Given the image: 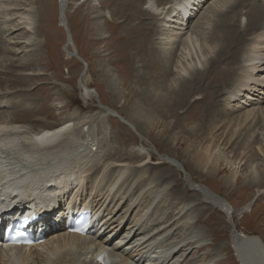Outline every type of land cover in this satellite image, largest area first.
<instances>
[{
    "label": "bare ground",
    "instance_id": "1",
    "mask_svg": "<svg viewBox=\"0 0 264 264\" xmlns=\"http://www.w3.org/2000/svg\"><path fill=\"white\" fill-rule=\"evenodd\" d=\"M61 1H65L66 4L68 0ZM204 2L208 3L207 13L204 14L202 12L194 23L193 28L189 29V19L197 15L199 5ZM121 3L123 6L121 9H126L124 15L131 19L125 24V29L128 30L125 34V43H137L134 47H130L129 52L127 51L129 53V60L127 59V61L130 62L131 67L128 70H124L126 73H133L134 71L139 73V75L135 76L136 82H139L142 91H138L139 103L136 101L129 104V107L134 110V112L132 111L133 114L124 116L114 106L112 108L103 107L105 108L102 111L103 116L101 114L100 116L101 118H105L103 120L100 119L101 125H105V120H110V118L107 119L106 117H123L122 120L125 119L133 127V122H135L136 126L144 128L147 117L153 122V120L162 119V115H166L167 113L175 116L177 118L175 119L176 123L178 124L182 120L188 119L189 113H184V110L181 112V114L184 113L183 115L177 116L175 110L182 109L184 106L200 100L204 105L198 102L193 108L195 109L198 108L196 106H200L203 111L198 110L196 112L202 117L198 118L199 122L195 126H198L199 129H207L208 134L214 132L218 127L217 121L216 123L213 121L217 119L214 116L219 115V113L221 114L219 111L221 105L232 101L235 102L232 107H229L232 111L229 109L228 111L238 114L243 110V114L241 117L234 119L232 123L230 119L226 122L231 127H240L249 118V122H252L258 115L264 118V107L259 105L262 101L260 102L259 99L252 100L254 96H248L253 95L252 93L255 91L263 92L258 86L261 89L264 87V0L262 2L256 0H122ZM25 7H27L26 3L22 4L16 0H0V48L4 43V48L8 52L12 51L11 48L7 47L12 39L10 35L13 32L15 33L16 29L23 28L24 35L18 34L17 37H23V39L29 41L27 36L30 34L28 26L31 24V16L28 9L25 10ZM128 8L131 10L129 11ZM62 11L64 16L65 8ZM95 12L96 16L99 15L97 11ZM138 14L145 16V18H142L143 20L150 19L149 22H143ZM98 18L100 19V15ZM134 18L141 21L137 20L138 22L132 24L131 22L134 21ZM243 19H245V22H243ZM211 22L212 26H210ZM100 25L101 22L97 24L98 27ZM141 27H147L148 32H142V35H139L140 37L137 34L135 36L134 33L140 32ZM131 30H134V33H131ZM96 32H99L100 36L98 38H105L104 36L103 38L101 37L103 34L102 29H96ZM147 37L148 39H146ZM141 38L148 41V49H145L146 45H139L143 41H141ZM15 42L14 44L17 46L20 43V41ZM119 43L113 45V49L119 47ZM25 46L23 48L20 47L22 51H24ZM133 49H139L138 51L143 49L145 55L137 60L138 57L135 53H131ZM17 50L13 49L15 53H17ZM230 57L233 58L231 61L229 59L223 62V60ZM140 60L142 62L141 71L136 69V65ZM1 63L2 61H0V67H3ZM219 63L221 66L217 67V70L213 72L212 70ZM30 64H32V58L24 59L20 63V66L25 68ZM133 67L134 69L131 71ZM4 68L8 69L7 67ZM158 68H160V71L157 73L156 70ZM236 70L237 73L234 72ZM39 74L41 73H37V71L27 72L26 70V72L18 73L14 77V80L3 78V81L0 83H7L8 81L9 85L12 82L18 85H25L26 82L23 81L24 76H36ZM172 76L174 80L171 79ZM85 80H87V77ZM107 80L105 84L109 87L108 89L115 90L112 85L115 86L117 81H113L112 73H110L109 77L107 76ZM204 83H207L211 87V90ZM9 85L5 88H8ZM235 86L237 87L233 89ZM89 87L86 84L85 88L88 89ZM223 88L225 89V92H223L225 94L224 99H222L223 94L218 93L219 89L221 91ZM95 91L98 93L97 90ZM10 93L6 90V94L2 96ZM136 93L137 91L133 92L134 95L132 97L137 96L138 94ZM87 94L91 97L92 93L90 90H87ZM262 94L264 96V92ZM121 98L119 97L118 103H121ZM261 98L263 100L264 97ZM97 101L98 103H102L99 97H97ZM246 101H249V103ZM3 102L0 103V162L8 165L9 168L0 171V264H101L97 261V256L104 251L108 252L109 264H181L184 262L181 258L186 249L192 245L190 244L191 242L184 243L183 240L171 241L176 235L174 234L175 232L172 233V236H168L165 235L167 234L166 230L162 229L168 225L169 230L178 221H184L187 224H189L188 222L191 223L192 213L190 211L188 214V211L193 207H189L190 204H183L180 207L179 211H187L186 214L185 212L183 213L185 216L181 221H176L171 216L173 215L172 211H168L169 208L165 210L159 209V203L157 201L154 203V200H151L149 205L151 206V203L154 204L152 207L154 210L158 209L160 217L155 216L152 220L151 217L146 216V220H142V217L146 213L145 210L150 208L148 206L142 208L138 218H135L136 220L133 219L132 223L125 225V227L124 223L127 220H124L122 225L116 224L113 222L114 206L112 209L106 206L112 186L121 181L127 167L128 169L129 167L131 168V172L129 173L132 176L130 185L126 183V185H129V189H131L133 184H139V182L147 180L146 184L149 185L150 190L153 192V189H156L159 192L156 195L157 197L161 193L164 194L165 188L161 185V182L167 181V177L172 172H178L180 169L186 171L183 163H177L174 158H170V165H164L170 171H162L159 174L155 173V175L149 174L152 159L150 152L147 153L140 147L135 146L126 150L121 149L117 146V142L124 143L123 139L120 136L117 138V134L109 136L105 127L102 128V131L100 130V138L96 139V148L94 149L89 148L92 144L91 137H93L89 129L87 130L90 137L89 140H84L83 144H80L78 140H74L72 135L79 128V124L77 125L78 122H76L80 118L78 116L79 113L69 115L66 118V122L63 121L64 123L59 125L43 124L40 125L39 130L33 131L31 127L24 129L22 122L26 119L22 118V115L18 117L12 114L8 109L9 106ZM241 104L244 105L242 106ZM252 104H255L253 108L244 109L245 105L251 107ZM3 108L4 110H2ZM13 108L17 110L18 106ZM210 108L218 112L214 114ZM20 110L26 113L29 108L23 106ZM223 112L226 114V111ZM192 116L190 115V117ZM221 127L219 126V128ZM249 127L250 124L247 127V131H252V127ZM42 131L44 133L37 136ZM33 132L38 133L34 134ZM195 134L192 133L190 135ZM122 136H125L127 139L132 138L130 133L127 135L123 134ZM144 138L146 137L144 136ZM225 138L226 135L223 137V140H225L224 144L228 145L231 138ZM207 140L211 141L212 135ZM249 141L248 147H251V144H255L253 145L255 150H252L254 148L251 147L252 151L250 149L246 151L250 154L249 159L261 157L263 178L261 175L259 176L264 181V143L262 142L264 139L252 137ZM68 143L73 147H63L64 144L67 146ZM231 144L230 142L228 147ZM55 147H60V149H54ZM236 149L237 147H235L234 151ZM205 155L207 153H204V157ZM37 156H39L38 159H36ZM46 160H55L65 166H76V169L72 171L70 169H65V171L59 170L53 176L34 180V174L44 172L42 166L36 169V165L40 162L45 163ZM208 160L209 158L205 160V164ZM155 163H159V161ZM92 166L94 168L98 166L101 174L108 176L106 181H104L102 175L101 181L96 182L97 180H92V175L98 171H89V168ZM176 167H180V169L177 170ZM253 172L256 173L255 171ZM83 176L87 178V181L91 185V192L86 195L83 194L80 184ZM257 176L253 175L251 179L255 187L262 183ZM234 177L235 173L232 176L233 180ZM190 178L191 176L188 174L187 179ZM173 181L171 182L174 187L176 185ZM8 186L9 188L3 192V189ZM25 186H27V189L25 188L26 190L23 191ZM74 189L75 192L72 194ZM96 190H99L102 194L95 196L93 192ZM196 192L199 193V196H202V201L197 202V205L202 204V207L205 208L206 206L203 205V201L205 203L206 199L209 200L212 207H216L223 212L224 206H227L229 214L231 213L232 207H230L226 200L220 197L216 198L210 191L202 187ZM100 196L102 197L100 198ZM105 198L106 200L104 201ZM78 200L81 203L80 205L78 204L79 207L75 208ZM66 201H68V204L64 203ZM129 204L131 205L132 202ZM61 206H64L65 209H60ZM202 207H199V209H203ZM247 207L248 205H246ZM89 209L92 210L89 211ZM127 210H130L129 205L122 211ZM79 214H87L83 216L84 219L88 218L91 220V224L88 226L85 235L71 232L73 220ZM118 214L120 213L118 212ZM176 214L174 216H177ZM225 214L227 213L225 212ZM99 216H101V219L96 221ZM161 216H164V219ZM17 220L20 221L19 224L22 223V227H26L32 231L34 240H39L33 245L26 247L22 245L4 246L3 244H6L4 241L6 237L4 230L8 225ZM119 220V218L116 219L117 222ZM147 222L150 225L153 222L154 227L158 225L155 227L156 232L155 230H151L146 232V234L141 233L132 238L128 237L136 232L147 229ZM121 228H125V232H122L121 236L111 243L112 237L120 233ZM159 241L164 249L160 250L159 247L158 255L157 253L155 254L157 257L150 259L149 250H146V248L152 246V244L153 247L149 249L154 250L156 244L158 248ZM258 243L257 239L246 238L243 235L236 236L234 234L232 237V244L237 251L236 253L240 257L243 255V260L240 259L242 264H264V251L259 248ZM177 251L179 252L175 254ZM180 252L182 253L180 254ZM117 257H119V260L116 259Z\"/></svg>",
    "mask_w": 264,
    "mask_h": 264
},
{
    "label": "rangeland",
    "instance_id": "2",
    "mask_svg": "<svg viewBox=\"0 0 264 264\" xmlns=\"http://www.w3.org/2000/svg\"><path fill=\"white\" fill-rule=\"evenodd\" d=\"M16 1L22 4L26 3L27 7H25V10L28 9L30 12L31 24L28 26L30 34L27 36L29 41H26L23 37H17L18 34L24 35V30L21 28L19 30L16 29L17 31L15 30V33L13 32V35H10L12 36L10 43H8V45L6 43L7 47L11 48L12 51L8 52L5 50L4 43L1 45L0 61H2L1 65L3 67H0L2 68L0 70V82L3 81V78L14 80V77L17 76L18 73H22L23 71L26 72V70L27 72L37 71V73L41 74L36 76H24L23 81L26 82L25 85H18L15 82L9 85L8 81L7 83H0V103L4 101L3 103L9 106L8 109L12 114L18 117L22 115V118L27 120H23L22 122L24 129L31 127L33 131H37L40 125L43 124L59 125L66 122V118H68L69 115L79 113L78 116H80V118L76 121L78 122L77 125L79 124V128L74 132L72 137H74V140H78L80 144H83L84 140H89L90 137L87 131L89 129V132L93 134V137H91L92 144H89V148H96V139L100 138V132L102 128L105 127L109 136L117 134V138L120 136L123 139L124 143L117 142V146L121 149L123 148V150H126L127 148L135 146L140 147L147 153L150 152L152 159L149 174L155 175V173L159 174L162 171H170L164 166L170 165V158H174L177 163H183L186 167V171L180 169V167H176L177 170L180 169L178 172H172V174L168 176L169 178L167 177V181H159L161 185L164 186L165 192L164 194L161 193L162 195L159 194L157 197L156 195L159 192H157L156 189H153L152 192L149 185L146 184L147 180L141 181L139 184L135 183V185L133 184L131 189H129L132 176H130L129 173L131 172V168L129 167L128 169L127 167L128 171L125 170L121 181L112 186L110 196L106 202V206L109 208L112 209L114 206L113 222L122 225L124 220H127L124 223V227L132 223L133 219L138 218L142 208L150 206L149 203L151 200H154V203L157 201V203L160 204H158V206H160L159 209L165 210L169 208L168 211L171 210L173 213V215H171L173 216V220L181 221L185 216L183 213L185 212L186 214L187 210L179 211L180 207L183 206V204H190L189 207H193L188 211V214L190 211L192 213L191 223L188 222L189 224H187L184 223V221H178L176 224L177 226L174 225L168 230L169 227L167 225L162 229L166 230L167 234L165 235L168 236H172V233L175 232L176 238L173 237L171 241L183 240L184 243L191 242L190 244L192 245L190 246L188 243L190 248L186 249L187 252L185 251L181 258V260H184L181 264H242L232 244V237L234 234H236V236L243 235L251 239L256 238L257 243L259 242V248L264 251V181L261 179L263 176L261 170L263 169L262 159L259 156L256 159H249L250 154L246 151L251 147L254 148L253 145L255 144H251V147H248V144H250L249 140L252 137H257L261 140L264 139V118L258 115L252 122H249V118L240 127H231V125L227 123L229 127L226 124L229 119L232 123L234 119L241 117L243 114V110L238 114L230 112L232 110H230L229 107H232L235 103L232 101L221 105L219 108L221 114L219 113V115L214 116L217 117V119L213 121L215 123L217 121L218 125H216L218 127L214 132L208 134L207 129H199L198 126H195L199 122L198 118L202 117L199 116V113H196L198 110H201V107L196 106L198 108H193L198 102L204 105L200 100L190 103L182 109L175 110L177 116H181L187 112L189 113L188 119H184L178 124L175 120L177 118L171 113H167L166 115H162L163 117L160 120L151 119L153 122L147 117L144 128L142 126H136L135 122H133L134 128L133 125L127 123L125 119L122 120L123 117H106L107 119L110 118V120H105V125H101L100 119L103 120L105 118H101V116H103L102 111L105 109L103 107L112 108L114 106L115 109L124 116L133 114L134 110L129 107V104L130 102H138L139 92L142 91L139 82H136L135 75H139V73L135 71L133 72L134 74L125 72V70L131 67L130 62L127 61V59L129 60L128 50H130L131 46L134 47L137 45V43H125V34L128 31L125 29V24L131 19L124 15L126 9H121L123 7L121 3L122 0H68L65 4V18L62 14L63 11L60 9L61 0ZM256 1L262 2V0ZM207 6L208 3L205 2L199 5L197 15L189 19V29L193 28L194 23L202 12H204V14L207 13ZM128 10L130 11L131 9L128 8ZM95 11L99 13L100 19L98 18L99 15L96 16ZM139 16L141 20L145 18L143 14ZM136 18H134L135 22H131L132 24L141 21L140 19H137V21ZM245 19H243V22H245ZM149 20L150 19H144L143 22L146 23L149 22ZM99 22H101L99 26H102L101 28L97 26ZM210 26H212V22ZM96 29H102L103 34L101 37L103 38L104 36L105 38H98L100 35L98 34L99 32H96ZM142 32H148L147 27H141V31L137 33L131 30V33H134L135 36L137 34L138 37L142 35ZM67 36H70V42H68ZM146 39H148V37ZM15 41H20V45H15ZM141 41L139 45H146L145 49H148V41L142 38ZM24 43H26V46L23 45ZM117 43H119L120 46L113 49L112 46ZM22 45L25 46L24 51H22ZM13 49H18L17 53H15ZM138 50L133 49V52H131L132 54L135 53L138 57L137 60L145 55L143 49L140 50L141 52ZM68 51L76 53V56L70 55ZM31 58L32 64L25 68L20 66V63H22L24 59ZM229 59L231 61L233 58H227L223 60V62ZM10 63H12V65H10ZM139 63L136 65V69L141 71V60ZM219 66H221L220 63L217 64L216 68L212 71L215 72ZM133 69L134 67L131 71H133ZM159 71L160 68L156 70L157 73ZM234 72L237 73V70ZM110 73L113 74V81H117L115 86L112 85L115 90L108 89L109 87L105 84L107 76L109 77ZM86 77L87 80H85ZM171 79L174 80L173 76ZM86 84L90 86L88 89L85 88ZM7 85H9V87L5 88ZM204 85L211 90V87L207 85V83H204ZM199 86H201V84H199ZM4 88L11 93L2 96L6 94ZM218 88L221 89L220 86H218ZM258 88L264 92V87L261 89V87L258 86ZM220 89L218 93L223 94L225 89L223 88L221 91ZM87 90L91 91V97L88 96ZM95 90H97L98 93ZM135 91H137L136 94L138 95L132 97ZM263 92L255 91L252 93L253 95L248 96H254L252 100L259 99L260 102L262 101L261 103L259 102V105L264 107V98L263 100L261 98L264 97L262 94ZM97 97L102 100V103H98ZM119 97H122L121 103L117 102ZM224 97L225 94L222 95V99H224ZM124 100H126L125 103H123ZM246 102L249 103V101ZM241 105L243 106L244 104ZM254 105L255 104H252L251 107L245 105L244 109L253 108ZM15 106H18L17 110L13 108ZM23 106L29 108L26 113L20 110ZM228 109L230 111H228ZM2 110H4V108ZM184 110L185 112L181 114ZM210 110L214 114L218 112L213 108H210ZM223 111H226V114ZM190 115L194 116L190 117ZM28 117L30 120H28ZM32 118L35 119V122ZM39 121H41V124ZM249 124V128L252 127L251 130L253 132L250 130L247 131ZM219 126L222 127L219 128ZM128 133H130L132 138L127 139L125 136H122ZM192 133L196 134L190 135ZM210 135H212V140L208 141L207 139H209ZM225 135V139L231 138L230 142L232 144L230 147H228L230 142L228 145L224 144L225 140H223V137H225ZM144 136L146 138H144ZM142 140L144 141L142 142ZM262 142L264 143V141ZM63 147L71 148L73 146L68 143L67 146L64 144ZM235 147H237L236 151H234ZM54 149H60V147H55ZM252 150H255V148ZM204 153H207L205 157ZM38 158L39 156H37L36 159ZM207 158H209V160L205 164ZM157 161H159V163H155ZM172 163L174 164V162ZM40 166L44 168V172H37V174H34V180L53 176L59 170L65 171V169H70V171H72L76 169V166L61 165L60 162L55 160H46L45 163L40 162L36 165V169H39ZM92 170H98V166L96 168H94V166L89 168V171ZM99 170L92 175L93 181L97 180L96 182H99V180H102L101 170ZM107 172L109 173V171ZM234 173L235 177L233 180L232 176ZM188 174L191 176V180L187 179ZM253 175H258L257 178H260L262 181L261 185L257 187L253 186V182H251ZM259 175H261V177ZM102 177H104V181H106L108 176L103 174ZM127 177L130 179H127ZM171 179L174 180L173 183L175 182L176 186H172ZM126 180L128 181L126 182ZM80 182L83 194L86 195L90 193L91 185L87 181V178L83 176ZM126 183L129 185H126ZM201 187L226 200L230 207H232L231 213L225 214V212L220 209L212 207L209 200L206 199L205 203L203 201V205L206 206L205 208L202 207V204L197 205V202L202 201V196H199V193L196 192ZM25 188L27 189V186L23 188V191L26 190ZM258 189L259 191H257ZM85 191L87 192L84 193ZM73 192H75V189L72 191V194ZM93 194L99 196L102 193L96 190ZM101 197L102 196H100V198ZM105 200L106 198L104 201ZM67 202L68 201L64 203L68 204ZM130 202H132L131 205L129 204ZM76 203L77 206H75V208L79 207L81 202L78 200ZM128 205L130 210L122 211ZM246 205H248L247 208ZM152 206H154L153 203H151L150 208L145 210L146 213L143 216L144 219L142 217V220H146V216L151 217L152 220L155 216L160 217L158 209L154 210ZM199 207L203 209L200 210ZM63 208L65 209L64 206L60 207V209ZM89 210L91 211L92 209ZM118 212L120 214H118ZM175 214L177 216H174ZM161 217L164 219V216ZM117 218L120 219L118 222L116 221ZM100 219L101 216L97 218V221ZM149 223L147 226L148 230L145 229L136 232L128 237L132 238L141 233L146 234V232L151 230H155L156 232L155 227L158 225L154 227L153 222L151 225ZM121 229L120 233L112 237L111 243L126 230L125 228ZM156 246L154 250L149 249L153 247V244L146 248V250H149L150 259L157 257L155 254L157 253L158 255L159 247L160 250L164 249L160 241L158 248ZM178 252L179 251L175 254ZM181 253L182 252H180V254ZM116 259L119 260V257ZM241 259L243 260V255H241Z\"/></svg>",
    "mask_w": 264,
    "mask_h": 264
},
{
    "label": "water",
    "instance_id": "3",
    "mask_svg": "<svg viewBox=\"0 0 264 264\" xmlns=\"http://www.w3.org/2000/svg\"><path fill=\"white\" fill-rule=\"evenodd\" d=\"M65 8V1H61L60 2V9L62 10V9H64ZM63 24H64V20H63ZM67 39H68V42H70V36H67ZM68 53L70 54V55H72V56H76V54L75 53H71V52H69L68 51ZM216 198H218V197H220V196H218V195H215V194H213ZM220 198H222V197H220ZM223 199V198H222ZM224 212H226L227 214H229V212H228V207L227 206H224ZM251 239V238H250ZM256 239V238H255ZM239 258L241 259V257L239 256Z\"/></svg>",
    "mask_w": 264,
    "mask_h": 264
},
{
    "label": "snow or ice",
    "instance_id": "4",
    "mask_svg": "<svg viewBox=\"0 0 264 264\" xmlns=\"http://www.w3.org/2000/svg\"><path fill=\"white\" fill-rule=\"evenodd\" d=\"M77 231H78V229H77ZM16 234H17V235H20V233H19V232H17Z\"/></svg>",
    "mask_w": 264,
    "mask_h": 264
},
{
    "label": "clouds",
    "instance_id": "5",
    "mask_svg": "<svg viewBox=\"0 0 264 264\" xmlns=\"http://www.w3.org/2000/svg\"><path fill=\"white\" fill-rule=\"evenodd\" d=\"M43 132V131H42ZM34 134H37L38 132H33Z\"/></svg>",
    "mask_w": 264,
    "mask_h": 264
}]
</instances>
